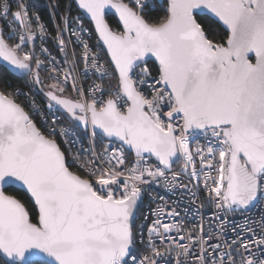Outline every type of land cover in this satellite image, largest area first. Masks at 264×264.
Returning <instances> with one entry per match:
<instances>
[{"label":"snow or ice","instance_id":"snow-or-ice-1","mask_svg":"<svg viewBox=\"0 0 264 264\" xmlns=\"http://www.w3.org/2000/svg\"><path fill=\"white\" fill-rule=\"evenodd\" d=\"M14 4L0 0V61L24 77L12 91L0 78V264H264V217L228 240L216 216L264 204V0H69L51 5L54 36L28 0ZM81 61L101 83H80ZM195 135L206 143L193 149ZM184 178L219 230L186 231L151 191L183 194ZM146 197L157 207L137 225Z\"/></svg>","mask_w":264,"mask_h":264},{"label":"built area","instance_id":"built-area-1","mask_svg":"<svg viewBox=\"0 0 264 264\" xmlns=\"http://www.w3.org/2000/svg\"><path fill=\"white\" fill-rule=\"evenodd\" d=\"M29 3L34 5V7L31 9L32 12L38 13L41 17V19L48 24L49 31L52 33V36L55 35L53 24L51 23L52 17L51 13L53 11L51 5L53 4H59V0H28ZM9 3L13 5V11H15V4L14 0H9ZM69 4V2L66 4V6ZM60 5V4H59ZM65 6V7H66ZM64 7V8H65ZM64 8L60 7L59 11H63ZM74 2H72V16H80L78 12H75L74 10ZM3 21H0V24H2ZM85 25L88 26V24L85 22ZM87 39V36L85 37ZM89 43L93 46L96 44V34L92 33V39L89 40ZM37 44H39V41H37ZM42 47L48 48L49 52L53 57L56 58L57 62L59 63L64 59L63 53H60L57 49L55 41L49 37L47 42H45ZM39 51V49H37ZM69 51H72V48L70 46ZM77 56L80 55V49H75ZM43 59V57H41ZM106 60L103 57L101 60V63H105ZM47 63V62H46ZM106 67L108 65L106 64ZM85 65L84 62L81 61L78 66V72L80 73V83L87 88L89 85L95 83H101L102 81L98 79V74L94 72V70L89 69L87 72V75L84 74ZM45 74L47 77V73L41 72ZM109 73L111 74V67H109ZM108 80L106 79L103 81V83L107 84ZM111 83H115L113 79H111ZM70 87V86H69ZM25 92L28 91V89L24 90ZM75 94V93H74ZM76 95V94H75ZM37 102V104L43 103V96L42 94L37 93L34 97ZM62 115V114H58ZM39 123V121H38ZM78 134H82L78 130ZM107 143V141H105ZM206 143L205 138L203 135H195L194 138L191 140V146L193 149L197 144L204 145ZM131 159V157H130ZM75 170V169H73ZM184 182L188 184V188L190 191L183 192V194L179 192H171L167 191L162 187H159L158 185H153L151 191L156 192L158 191L161 196L164 197V200L171 206L175 207L177 211L180 212V216L177 218L180 223L184 226L186 231H192L193 229H198L201 225H203L205 232H212L217 231L220 228V220L213 219L212 213L215 211L214 208L209 207L207 203L205 202V196L206 193L203 191H197L196 187L194 186L196 184V181L193 180L192 183H188L187 178H184ZM201 188H203V185H200ZM192 193H196L195 197L192 195ZM204 204L205 206L203 208L200 207L201 204ZM157 205L155 203H150L149 199L146 197L142 203L138 206V211L136 214V224L139 225L141 223H145L150 225L152 222L153 217L150 215V212L152 209H155ZM216 216L223 219L225 229H226V239L231 240L234 238L235 233L233 232V226H238L237 231H240L242 229L245 230L244 234L248 235L246 231V227L249 224H252L253 227H257V230L259 231L258 224L262 217H264V204H258L255 207L251 208L247 213H244L243 215L240 214H231V213H224V212H216ZM145 217L148 219L145 220ZM170 222V218H169ZM253 222H256L253 224ZM211 225V227H209ZM172 236L177 237L178 234L174 231L171 233ZM148 239V233L145 229L144 232V240L147 241ZM170 243V241H165V244ZM183 243H187V241H183ZM157 246L163 250L164 246L163 244H160L159 239L156 240ZM144 254V245L138 244L136 249V255L142 256ZM166 260H170L171 264H176V257L173 253L171 256H166ZM182 259V258H181Z\"/></svg>","mask_w":264,"mask_h":264},{"label":"trees","instance_id":"trees-1","mask_svg":"<svg viewBox=\"0 0 264 264\" xmlns=\"http://www.w3.org/2000/svg\"><path fill=\"white\" fill-rule=\"evenodd\" d=\"M68 2H69V0H59L60 7L64 8ZM163 4H164V2L161 3V5H163ZM74 10H75V12H78L79 14L81 13L76 7L74 8ZM163 15H164V11H163V7H162L160 10H158L157 12H155L152 15V20L155 21ZM106 18H107L108 22L114 28L118 27V21L115 18V16H113L112 14H107ZM84 20L87 24H89V21H87L85 19V17H84ZM213 27H216L217 31L222 33L223 27L221 25L217 26V25L213 24ZM104 58L107 61L108 58L106 56H104ZM0 78L7 80L12 85V88H10L9 91H12L18 87H21L23 85V81H24V77H22L19 73H13V72L7 70L6 68H4L3 66H0ZM41 79L44 81L45 85L51 82L50 80L47 79V77L43 73H41ZM114 82H115V80H114ZM25 89H27V87L23 88V90H25ZM65 95H70V96L75 97V94H74V92H72L70 87H68V91L65 93ZM20 100L23 101L24 98L21 97ZM78 130L81 132L80 129H78ZM8 191H9V194H16L12 188H10Z\"/></svg>","mask_w":264,"mask_h":264},{"label":"water","instance_id":"water-1","mask_svg":"<svg viewBox=\"0 0 264 264\" xmlns=\"http://www.w3.org/2000/svg\"><path fill=\"white\" fill-rule=\"evenodd\" d=\"M164 2V0H160V3ZM75 7L81 12V14L85 17V19L87 21H89V18H87L86 14L83 13V10L79 9L78 6L76 5V3L74 2ZM109 14H112L113 16H115V18L118 21V17L115 15L114 10L112 12H110ZM107 19V18H106ZM222 26V25H221ZM223 27V26H222ZM0 66H3L4 68H6L7 70L13 72V73H17L11 70V68L9 67V65L6 62H2L0 61ZM39 87V86H38ZM82 129V126H81Z\"/></svg>","mask_w":264,"mask_h":264}]
</instances>
